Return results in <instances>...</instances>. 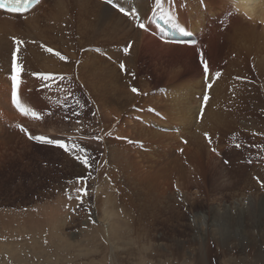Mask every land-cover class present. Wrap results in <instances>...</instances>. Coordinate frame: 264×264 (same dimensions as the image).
Returning a JSON list of instances; mask_svg holds the SVG:
<instances>
[{"label": "rangeland", "instance_id": "obj_1", "mask_svg": "<svg viewBox=\"0 0 264 264\" xmlns=\"http://www.w3.org/2000/svg\"><path fill=\"white\" fill-rule=\"evenodd\" d=\"M205 1L183 4L203 13L204 38L222 33L211 77L202 46L188 45L194 56L182 61L142 45L136 31L161 10L155 0H116L136 17L108 5L128 21L123 31L93 13L82 19L70 0H42L14 22L0 16V262L264 264V64L252 33L242 38L230 27L229 0H212V8ZM13 53L22 66L18 99L40 118L11 101ZM96 61L105 66L92 76L86 70ZM30 135L64 138L69 151ZM73 143L91 154L90 168ZM104 213L117 223L111 240Z\"/></svg>", "mask_w": 264, "mask_h": 264}, {"label": "bare ground", "instance_id": "obj_2", "mask_svg": "<svg viewBox=\"0 0 264 264\" xmlns=\"http://www.w3.org/2000/svg\"><path fill=\"white\" fill-rule=\"evenodd\" d=\"M40 1H42V0H40ZM206 1H207V3H206ZM206 1L203 3L210 5V7L212 8V3H213L212 0H206ZM70 2H72L74 6H78V8L80 9V13L78 12V15L80 14L82 19H83V15H86V13H93V14H96L95 16H97L98 21H101L100 24L113 25L122 31L125 30L126 29L125 27L128 26V21L123 16L118 14L115 10H113L110 6H108L106 4H103V3L98 2L96 0H70ZM199 2H201V1H199ZM39 3L29 12H25L22 14L12 13V12H8V11H4L3 9H0V16L4 17L2 19H4L5 21L14 22L16 19L26 16L27 13L31 14L35 10V8L38 7ZM200 4L201 3H198V4L197 3H191V5H194L197 7H199ZM162 6H163V11L165 13H167L169 16H171V19L168 21L169 24H171L173 27H176L178 29H180L181 27L184 28L183 32H188V33L192 32V33H196L198 35L199 40H198L197 45H199L200 47L202 46L204 48V50H206V55L208 58V63H209L210 69L212 68V66L218 67V65L216 64V61H214V63H212L210 61V56H212V58L214 57V59H215V55L218 53L217 49L218 48L220 49L219 42H221V40H222V38H221L222 33L220 35H218V36H220L218 38V36L214 35V31L210 30L211 32L207 33L208 36L204 38L202 36L201 31H200L201 28L200 29L198 28L201 24H204V22L200 16L203 13H201L199 15V14L195 13L196 11H194V10L191 11L189 8L184 6L183 0H162ZM228 7L230 10H227L226 13L232 10L233 14H231L229 16L227 21H232L233 25H234V23H239L238 25H240V28L233 26V25L230 27L235 28L234 30H236V28L241 30V28L243 27L242 28L243 31L238 30V32H241L242 35H240V36H242V38H244L245 35H248L250 33H252V36L255 37V42H256L255 50L252 49V51L255 52V55L257 54V56H258L256 58L257 59L256 61L258 62V66L262 67V65L264 64V55L263 56L261 55L262 56V58H261V56H259L260 55L259 53L261 50H264V0H229L228 1ZM140 8H142V10L144 8L142 6V2H140ZM157 9H159V8H157ZM199 12H201V10H199ZM30 14H27V15H30ZM160 14H161V10L156 11L154 13L152 18L149 20L150 26L147 25V27H148L147 30L143 29V31H139V30L136 31V33L138 34V36L141 40L140 42L142 43V45L144 47H152L157 52L159 50L160 52L162 51L163 53H167V52L172 53V54L176 53L178 56H180V59L182 61L186 60L187 58L193 57L194 53L192 52L193 51L192 48H194V47H188V45H185V44L181 45V44H175L173 42H168V39L162 35L163 28L158 27L154 24V20H155L156 16H158ZM76 15H77V13H76ZM136 16H137V14L135 15V17ZM242 16L245 17L249 22H251L252 25H248L247 21H243ZM78 18H80V17H78ZM196 18H197V20H196ZM83 23H81V24H83ZM256 23L258 25L263 26V30L261 33L259 31L257 32V30H256L257 28L255 26H253V24L256 25ZM79 24H80V22H79ZM226 24H228V22ZM241 24H242V26H241ZM222 25H224V24H222ZM80 26H84L83 28L86 29L85 24L80 25ZM88 27H91V25ZM222 27L223 26L215 27V28L218 29V28H222ZM100 28H101L100 25L99 26L93 25V27H91L90 29L88 28V29L91 31L95 30L96 32H100L99 31ZM208 29H210V28H208ZM244 29H246V30L244 31ZM144 30H146V31H144ZM127 31H130V30H127ZM211 33H213V34H211ZM163 40H165V41H163ZM257 42H259L261 44H259ZM101 66H102V64H99L96 61L95 65L92 64V66H91V63H90V65L88 64V68L86 71L87 72L90 71V73L92 72V74H93L92 76H94L95 74L97 76H98V74L102 75V72L101 73L98 72V69H100ZM104 66H102V67H104ZM102 70H103V68H102ZM210 73L212 74V69L210 70ZM211 74H210V77H211ZM111 80H113V79L111 78ZM127 92H129V91H127ZM123 93H124L123 96L126 97L125 92H123ZM127 97L130 99V94H127ZM262 205H263V208H261V209H262V211H264V204H262ZM260 212H261V210H260ZM122 213H124L125 215H129V211H127V210H125V212L123 211ZM109 214L110 213H104V216L102 217V220H100V222L103 223L102 225H103L104 232L106 234L107 239L111 240V239H113L114 235L117 234V232H116L117 228H116V226H114L117 223L114 219H111L112 215L110 214V216H111L110 217ZM138 214H140V213H138ZM224 223H226V222H224ZM96 228H100V227L96 226ZM223 228H225V227H223ZM0 264H4V263L0 262Z\"/></svg>", "mask_w": 264, "mask_h": 264}, {"label": "snow or ice", "instance_id": "obj_3", "mask_svg": "<svg viewBox=\"0 0 264 264\" xmlns=\"http://www.w3.org/2000/svg\"><path fill=\"white\" fill-rule=\"evenodd\" d=\"M29 0H0V9H4L6 11L9 12H20L22 10V5H26V3H28ZM106 3L108 5H110L111 7H113L114 9H116L117 11H119L120 13L124 14L126 17L129 15H135L137 10L136 9H126L125 7L119 5L118 3H116V0H106ZM155 5L156 8L161 9V14H160V19L165 20V22L167 23L170 19L171 16H169L167 13H165L163 11V6H162V0H155ZM139 17H137L138 19ZM139 28L140 29H145L146 25L144 23H139ZM181 32L184 31V28H180L179 29ZM23 42L20 40H16V44L20 45ZM131 45L129 44L128 46H126L123 51L125 54H128V52L130 51ZM17 51H19V48L17 49ZM46 51L49 53H53V49L52 48H46ZM56 56H58L61 60H66L67 58L64 56H61L59 52L55 53ZM200 63L203 65V73L205 75H207L210 71V66L208 61L204 58L203 54H200ZM121 71H126L125 69V65L123 63H121L119 65ZM21 71H22V66L20 64L17 63V56L15 53H13L12 56V68H11V101L12 103L15 105V107L17 109H19L23 114L27 115L31 110L27 109L25 107H23V105L20 103V100L18 99V94H17V89L21 83L20 80V76H21ZM40 75V79L43 81H47L49 79H52L53 77H51L50 75H46V74H39ZM221 74L220 72H216V76L219 77ZM134 76V74H133ZM59 79L62 81L64 80L63 76H60ZM209 88H211V85H208ZM130 91L134 94L140 95V91L137 87L135 86H131L130 87ZM209 97L208 95H204L202 97V100L207 103ZM81 108H84L85 105L84 104H80ZM31 115L33 117L36 118H40L37 116V113L35 111H31ZM77 116H79V113H76ZM93 115H95V113H93ZM69 117H66V119ZM21 131H24L23 128H21ZM206 138L209 139V142H211V138H209L207 136V133L205 134ZM29 139L34 140L40 144L43 145H48V146H55L58 149H62L65 152L69 151V145L66 142V140L64 138H48L45 137L43 135H36V136H29ZM95 139H102L101 137H95ZM237 147H239V145H237ZM72 148L76 149V159L84 166L85 169H88L91 167V154L87 151V149L85 147H81L79 144L77 143H73L72 144ZM213 151L215 152L216 149L213 148ZM81 153H83V155H81ZM225 163H227V161H225ZM78 180L81 181H86V177H78ZM262 187H264V184H261ZM78 192H84V194H87V192L85 191V189L83 188H77ZM79 199V197H77Z\"/></svg>", "mask_w": 264, "mask_h": 264}, {"label": "crops", "instance_id": "obj_4", "mask_svg": "<svg viewBox=\"0 0 264 264\" xmlns=\"http://www.w3.org/2000/svg\"><path fill=\"white\" fill-rule=\"evenodd\" d=\"M218 52H220V49L218 48ZM215 59L217 60L216 61V64L219 66V62H220V58L218 57V55H215ZM242 80L245 81V79L243 78ZM243 83V82H242Z\"/></svg>", "mask_w": 264, "mask_h": 264}]
</instances>
